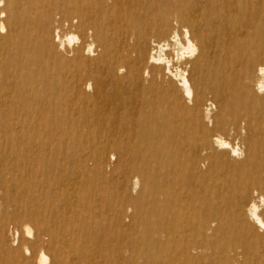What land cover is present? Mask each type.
I'll use <instances>...</instances> for the list:
<instances>
[{
  "label": "bare ground",
  "instance_id": "1",
  "mask_svg": "<svg viewBox=\"0 0 264 264\" xmlns=\"http://www.w3.org/2000/svg\"><path fill=\"white\" fill-rule=\"evenodd\" d=\"M207 96L214 112L200 117ZM183 115L197 137L193 153H159ZM48 123L111 124L112 141L85 151L113 153L115 185L132 212L117 213L128 229L114 244L66 239L60 219L79 211L70 199L85 197L64 179L69 156L49 143L57 177L47 198L64 210L53 230L31 222L53 264H232L236 249L240 263L264 264V0H0V220L2 177L15 179L20 166L17 142L47 152ZM31 212L20 219L22 245L34 238ZM7 229L0 264H47L42 250L33 263L16 259L10 242L18 246L21 232Z\"/></svg>",
  "mask_w": 264,
  "mask_h": 264
},
{
  "label": "rangeland",
  "instance_id": "2",
  "mask_svg": "<svg viewBox=\"0 0 264 264\" xmlns=\"http://www.w3.org/2000/svg\"><path fill=\"white\" fill-rule=\"evenodd\" d=\"M72 32L79 36V33L76 30L73 29ZM76 46L77 43H74L73 47L75 48ZM184 98L186 102L189 100L186 96ZM213 107V99L209 96L207 101L200 105L197 113L200 117L207 115L209 112L210 115H212L214 112ZM183 118V120L176 122L175 129L172 132H168V134L171 133V137L169 134L170 141L167 143H164V141L162 142L160 148H158L159 153H193L194 149H192V146L196 143L195 141L197 140L195 138L197 137L188 116L183 115ZM22 119H25L24 116ZM104 125L100 126L91 123L53 125L48 123L41 131V133L44 131L50 132V130L53 132L52 135L44 137L48 140L46 149L47 152L45 153H37L38 151L35 148L30 150L27 143L28 140H20L17 142V146L19 147L18 153L21 154V156L18 158L19 160H17V164L20 162V166L15 174L16 178L14 179L11 174H8L2 177L1 180L3 184V191L6 194V197H4L5 201L2 200L6 217L3 220L1 219L2 223L0 220V224H2V226H0V234L1 230H3L6 236L11 238L7 227L9 228L10 225H15L19 228L21 234L18 246L11 242L10 244L13 250L12 255H15V258L20 260L21 263L24 261H29L31 263L35 262L37 260L38 253L42 250L48 257L49 263L47 262V264H53V256L47 250L46 242L44 244L40 241L36 242V227H34L31 222L36 218L48 221L50 224V230H53L55 227L51 221L54 219V215L57 212L61 213L64 210V208H62L64 205L58 197H55L56 200L51 202L47 198L48 182H55L57 177L51 164L52 156L50 153V145L52 144H55V146L57 144L56 147L60 155L64 157L69 156L71 159L67 161L68 164L72 162V165H69L68 173L65 176L66 178H64L66 179L67 184L69 186L72 185V187L75 186V189L80 190L85 197L82 205H78L75 199H70L71 202L74 203V208L79 211H69V213L65 209V217L60 219L64 221L67 220V223L65 222L64 226H66V228L71 232V235L65 236V238L69 240L71 239V242L74 243H77L78 240L79 245L82 244L81 247H83L85 245L84 243L87 245L88 240L90 242L96 240L95 243L102 245L100 239H108L109 242L113 241L114 244L119 234L125 235L126 229H128V220H124V222H122L116 215L118 212L120 213V211L124 212L125 209L127 214L129 211V203L125 198H121L123 196L121 193H123L124 188L121 187L117 189L118 186L115 185L117 176L115 174L113 175L112 172V167L116 163L115 156H113V153H108L106 156V153H93L94 150L91 153H86L85 151L88 147H100L102 144H105L106 141H112L111 138H108L112 126L110 123ZM100 128H102V130ZM65 131L66 133H64ZM67 132L72 135L71 138ZM33 133L35 134L36 131ZM63 135L65 136L64 140H60V137ZM223 136L226 140L230 141L231 144L237 142L243 151H247L246 146L243 145L239 139L237 140L230 134H225ZM101 140L102 142H100ZM199 141L200 140H198V142ZM61 146L62 150L59 149ZM72 147H74V150L71 149ZM0 153L3 152L0 151ZM28 155L30 156V160L33 158V161H22V159L26 158ZM39 156L42 158L38 160ZM236 158H238V156ZM81 160L82 162H80ZM65 162L66 160H63L62 164H66ZM10 167L11 165L9 164L8 168ZM78 169H81L83 173L81 186L80 184L77 185L79 181L75 174V171ZM16 185H18L17 189L15 188ZM59 190V188L56 189V195L61 192V190ZM102 191L111 194L114 193V195L117 194L120 199H118L115 195L114 200L109 198L110 200L104 201L99 195ZM28 209H31L32 212L27 217V219H31H26V223L33 231L34 238L25 237L26 241L22 245L21 241L24 224H22V222L20 223V219L25 216L24 213H26V210ZM87 210L90 211L88 214L86 213ZM128 214H132V212L129 211ZM67 217L68 219H65ZM4 224L7 225L6 228H4ZM57 228L58 227H56V229ZM24 245L30 249V255L24 251ZM67 249L68 246L65 247V250ZM240 251L241 250L236 249L229 252V255L234 258V262L232 264H242L240 262L243 259L244 253L242 254ZM261 251L264 253L263 249ZM8 252L9 250L6 248V251L3 253L2 246H0V262L5 261L7 254H9Z\"/></svg>",
  "mask_w": 264,
  "mask_h": 264
}]
</instances>
